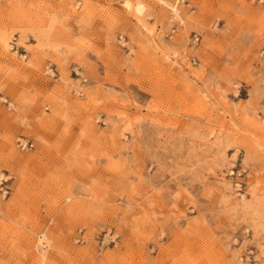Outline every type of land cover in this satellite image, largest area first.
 Instances as JSON below:
<instances>
[{"label": "rangeland", "instance_id": "obj_1", "mask_svg": "<svg viewBox=\"0 0 264 264\" xmlns=\"http://www.w3.org/2000/svg\"><path fill=\"white\" fill-rule=\"evenodd\" d=\"M0 264H264V0H0Z\"/></svg>", "mask_w": 264, "mask_h": 264}, {"label": "built area", "instance_id": "obj_2", "mask_svg": "<svg viewBox=\"0 0 264 264\" xmlns=\"http://www.w3.org/2000/svg\"><path fill=\"white\" fill-rule=\"evenodd\" d=\"M22 146L25 148V149H27L30 145L29 144H22Z\"/></svg>", "mask_w": 264, "mask_h": 264}]
</instances>
